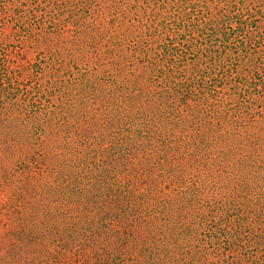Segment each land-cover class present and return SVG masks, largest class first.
<instances>
[{"label": "rangeland", "instance_id": "374dc122", "mask_svg": "<svg viewBox=\"0 0 264 264\" xmlns=\"http://www.w3.org/2000/svg\"><path fill=\"white\" fill-rule=\"evenodd\" d=\"M4 56L3 84L52 114L38 140L29 123L0 132V235L15 232L0 264H99L95 246L42 252L62 181L81 219L107 200L106 221L133 228L110 264H264V0H0ZM9 142L41 154L34 178Z\"/></svg>", "mask_w": 264, "mask_h": 264}, {"label": "trees", "instance_id": "16d2710c", "mask_svg": "<svg viewBox=\"0 0 264 264\" xmlns=\"http://www.w3.org/2000/svg\"><path fill=\"white\" fill-rule=\"evenodd\" d=\"M0 59L6 61L5 56ZM175 86L174 84V87ZM20 91H23L19 98L21 102L17 103L19 99H16L14 102L13 99L18 98V92ZM165 92L167 94L164 98L167 102L175 97V95L166 88ZM160 97L162 96L160 95ZM110 99L113 100V104L117 108L121 107L118 97H112ZM31 104L32 108L28 111L27 91L22 88L20 89L19 84H15L11 81L8 83V86H5L2 78H0V132L2 131V135L4 134V136H6L5 140H15V138L9 135L13 126L17 125L21 127L20 125H26L28 123L31 124L30 133L32 138L35 137L36 140L40 139L44 132V127L43 124L40 123V118L37 114L43 111L46 115L52 113L48 108L42 105L36 107L35 103ZM16 105L18 108L15 107ZM14 111H16L15 115H13ZM117 114L119 115V113ZM118 118L120 119L121 117ZM119 125L121 124L115 126L119 129ZM121 139L123 140V137ZM3 147L7 152V161H9L13 167L18 166L19 170H22L27 173V176H30L29 178H34L36 171L41 168L38 166L41 154H39L37 150H34L33 146L28 145V150H31V155L26 156L23 153L18 155V145L15 142L2 144V148ZM64 183L65 181H62L59 186L51 187L46 191L43 197L45 200L44 227L48 235H45L40 241L47 243L48 250L44 249L42 252H44L45 255H50L49 257L52 263H59L61 258L66 256V251L73 255L82 254L86 256L88 255V249L91 250V247L95 246L98 249V251L95 252V257L99 264H110L111 261L115 263L117 259L121 262L122 259L120 256L122 252L119 251L134 240L133 228H129L130 224H128L127 226H122V230H120L119 228H115V224L112 222L106 221L108 214L111 211L114 212V206L111 204L105 206L107 200H102L101 204L96 207V214L93 213L88 217L84 216V218L86 217L84 220L81 219L82 216L79 213L86 211V209L80 208L79 205L84 204L79 203L78 205L77 203L76 205L78 206H75V189L69 188L68 185ZM27 187L25 183L23 185L24 190ZM31 188H33V186H31ZM95 191L96 190H88V193L98 198L100 195ZM80 192L81 191H78V195L82 199L84 197ZM22 205L20 206L22 207ZM19 208L20 207L16 205V207L12 209V213L15 216H17V214L20 215ZM135 210L132 208L130 211L128 210L127 216H132V211L135 212ZM14 235L15 232H12L10 229L3 235H0V241L3 239L7 240V237ZM22 236L27 238L28 234H21L20 237ZM30 240L32 241L34 239L30 238ZM10 241L13 243L14 240ZM130 259L131 258H129V260ZM28 264H43V260L30 259L28 260Z\"/></svg>", "mask_w": 264, "mask_h": 264}]
</instances>
